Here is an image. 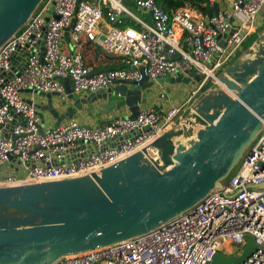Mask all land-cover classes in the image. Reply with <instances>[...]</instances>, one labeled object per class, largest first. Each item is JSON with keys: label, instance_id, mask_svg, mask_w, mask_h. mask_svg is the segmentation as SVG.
<instances>
[{"label": "built area", "instance_id": "1", "mask_svg": "<svg viewBox=\"0 0 264 264\" xmlns=\"http://www.w3.org/2000/svg\"><path fill=\"white\" fill-rule=\"evenodd\" d=\"M215 2L202 6L211 8ZM136 5L150 14V21L134 17L138 27L132 28L121 27L116 19L133 16L125 0H43L0 46V186L98 172L150 143L186 105L165 114L152 104L142 105L133 118L124 113L95 125L69 117L44 127L34 93L24 90L58 92L65 104V79L73 94L82 96L139 80L142 66L152 81L194 70L201 75L196 95L216 83V72L257 30L264 0L219 5L209 23L205 13L191 7L168 13L154 0H137ZM72 19L65 51L64 34ZM84 40L117 57L119 65L102 70L87 64ZM246 235L257 247L239 264H264V122L233 172L192 209L146 233L52 264H210L217 252L239 255ZM232 245L237 251L225 253Z\"/></svg>", "mask_w": 264, "mask_h": 264}, {"label": "water", "instance_id": "2", "mask_svg": "<svg viewBox=\"0 0 264 264\" xmlns=\"http://www.w3.org/2000/svg\"><path fill=\"white\" fill-rule=\"evenodd\" d=\"M42 1L0 0V46L26 23ZM131 5L137 6L134 2ZM218 10L219 3L215 2L205 21L209 23ZM73 23L74 19L66 27V38ZM258 29L254 40L224 66L218 77L228 84L227 92L209 85L194 102L195 112L186 115L200 123L196 140L189 146L188 126L192 124L185 123L181 115L146 146L98 172L0 186V206L39 217L37 222L29 216L0 220V264H52L67 255L146 233L189 211L218 187L264 122V49L254 54L248 52L264 36V22ZM140 72L139 80L121 81L106 91L82 96L74 95L65 79V104L59 102L58 92L24 91L42 98L36 104L41 120L46 111L57 125L64 118L76 117L84 108L92 113L96 102L114 96L118 98L100 112L108 113L115 106L125 111L123 117L133 118L154 85L165 87L164 95L168 96L172 86L194 85L201 80L194 70L162 76L156 81L149 80L142 66ZM209 95H213L212 100H208ZM42 127L43 123L40 130ZM149 150L157 151L160 159H148ZM245 239L239 255L217 252L210 264L242 262L257 247L252 236L246 235Z\"/></svg>", "mask_w": 264, "mask_h": 264}, {"label": "crops", "instance_id": "3", "mask_svg": "<svg viewBox=\"0 0 264 264\" xmlns=\"http://www.w3.org/2000/svg\"><path fill=\"white\" fill-rule=\"evenodd\" d=\"M220 7H224V5L228 4L232 0H216ZM126 6L128 10L132 13L133 16L130 15H124V17L121 19V24H124L126 26L137 28L138 22L135 20L134 17H136L139 20H144L146 22L150 21V16L147 12L141 10L138 6H132L131 1L125 0ZM136 4V3H135ZM181 7H191L190 5H184ZM192 8V7H191ZM206 14V13H205ZM264 22V8L260 12L258 16V22H257V29L263 26ZM86 42V43H85ZM85 43V44H84ZM63 50L69 51L68 47V38H64V43L62 45ZM82 55L84 54V61L87 64H90L94 66L95 69H109L113 67H117L119 65V62L117 60V57L105 53L100 47L96 46L94 43L89 42L88 40H84L82 42L81 47ZM196 89V84L189 85V86H183V85H175L171 87V95L160 97V93L165 91V87H162L160 89L159 94H156L155 97H148L147 101L143 105H149L152 104L156 108H158L162 114H165L166 111L172 107H180L183 104V101L187 99L189 96H193V91ZM189 97V98H190ZM56 103V102H55ZM100 102H97V104ZM103 104L105 103L102 102ZM96 105V104H95ZM185 108V107H184ZM62 110V109H61ZM84 114H79L76 116L80 122L86 123V124H94L98 125L105 121H107L109 118L114 117L116 115L124 114L125 111L121 113H97L96 110H93L91 113V116L88 118H85V114L88 113L87 108L84 110ZM180 115H183V111H181ZM90 120V123L87 121Z\"/></svg>", "mask_w": 264, "mask_h": 264}, {"label": "rangeland", "instance_id": "4", "mask_svg": "<svg viewBox=\"0 0 264 264\" xmlns=\"http://www.w3.org/2000/svg\"><path fill=\"white\" fill-rule=\"evenodd\" d=\"M258 31L259 30H257L256 32L254 31V33H252V34H250L248 37H247V39H246V41H245V43L242 45V49L241 50H238V51H236L235 52V54H234V56H233V58H235L243 49H245L246 48V46H248V44H250V42H251V40L254 38V36H256L257 35V33H258ZM224 68V67H223ZM223 68L222 69H219V71H217L216 72V74H217V76L219 77V75L221 74V72H222V70H223ZM230 77V76H229ZM231 78V77H230ZM232 79V78H231ZM210 84H206V85H204V87L202 88V91H205V87H208ZM213 85V87L214 86H216V88H220V90H223V91H226L227 92V90L225 89V87L223 86V85H221V82L219 81V79H217L216 80V84L214 83V84H212ZM160 89H161V87L160 86H156V85H154L152 88H150L149 89V92H148V94L150 95V97L152 96V97H155L156 96V94H159V92H160ZM202 91L201 92H199V93H197L196 95L195 94H193L194 96H189L187 99H185L183 102H185V111H186V113L184 112V114L182 115V118L181 119H184L185 120V123H186V121H191V123L190 124H192L191 126L189 125L188 126V128H190L191 130L189 131V137L187 138V142H186V145L187 146H189L190 145V143L192 142V141H195L196 140V130H197V128L200 126V123H198L197 121H195V119L192 117H190V116H188V117H186V115L187 114H193L194 112H195V101L199 98V95L202 93ZM118 97L117 96H114V97H112V98H110V99H108V100H106L105 101V103L103 104L102 102H104V101H99L100 103H98L97 104V102L94 104V107H93V110H96V112L98 113H100V111L102 110V108H104V106L107 104V103H109V102H111V101H115L116 99H117ZM35 99L38 101V100H41L42 98L41 97H39V96H35ZM59 109H61L62 107H58ZM84 110H85V108L84 109H82L81 111H80V113L79 114H84L85 112H84ZM123 111V109H120V108H117V107H113L112 108V110H111V112H113V113H121ZM87 115V116H86ZM43 116H44V127H48V126H50V125H53L54 124V122H55V120H54V118L52 117V115L50 114V113H48V112H44L43 113ZM85 118H88V117H90L91 116V112L88 110V113H86L85 114ZM78 119V118H77ZM80 120V119H79ZM184 120H182V123H184ZM87 121L90 123V120H88L87 119ZM174 123V122H173ZM173 123H171L170 125L171 126H173ZM92 124V123H91ZM94 124H96V123H94ZM171 126H169V127H171ZM180 127V126H179ZM164 129H167V127L166 128H164ZM178 139H180V140H183V137H179ZM148 159L149 158H153V159H160L159 158V155H158V152L157 151H154V152H151L150 154L148 153V157H147ZM147 158H145L146 160H147ZM232 172H233V170H232ZM231 172V173H232ZM237 246L236 245H232V246H228L225 250H224V252L225 253H234V252H236L237 251Z\"/></svg>", "mask_w": 264, "mask_h": 264}, {"label": "bare ground", "instance_id": "5", "mask_svg": "<svg viewBox=\"0 0 264 264\" xmlns=\"http://www.w3.org/2000/svg\"><path fill=\"white\" fill-rule=\"evenodd\" d=\"M263 49H264V36L261 35L259 37V39L254 43V45L251 47V49L248 52L254 54V53H257ZM221 85H223L225 87V89L228 88V84L226 82H221ZM212 98H213V95H209L208 100H212ZM148 153H151V151L149 150ZM151 161L154 162L157 167H160V168L162 167V165H160V163H156V161H153V159H151ZM22 216H29L31 218L32 222H37L39 220V217H37L35 215L28 214L25 212H21V211L12 209V208L0 206V220H6V219L15 220V219H18Z\"/></svg>", "mask_w": 264, "mask_h": 264}, {"label": "trees", "instance_id": "6", "mask_svg": "<svg viewBox=\"0 0 264 264\" xmlns=\"http://www.w3.org/2000/svg\"><path fill=\"white\" fill-rule=\"evenodd\" d=\"M128 1L136 3L137 0H128ZM154 1L156 3H158L160 6H162L164 8V10L168 13H170L174 9L181 7V6H184V5H190L192 8H195V9L201 11L202 13H207L208 10L210 9L209 6H202V3L208 2L209 0H154ZM121 22H122V20H121ZM119 25L121 27H126V25L121 24V23ZM257 30H259V29H257ZM255 37L256 36H254V38ZM254 38L251 40V42L254 40ZM89 42H91V41H89ZM83 58H84V54H83ZM206 88L207 87H205V90H206ZM201 91H202V89H201Z\"/></svg>", "mask_w": 264, "mask_h": 264}]
</instances>
